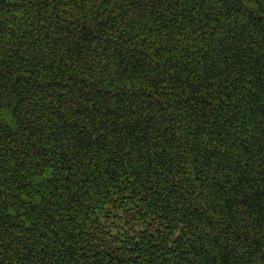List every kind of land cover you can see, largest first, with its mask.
Returning <instances> with one entry per match:
<instances>
[{"label":"trees","instance_id":"1","mask_svg":"<svg viewBox=\"0 0 264 264\" xmlns=\"http://www.w3.org/2000/svg\"><path fill=\"white\" fill-rule=\"evenodd\" d=\"M0 264H264V0H0Z\"/></svg>","mask_w":264,"mask_h":264}]
</instances>
